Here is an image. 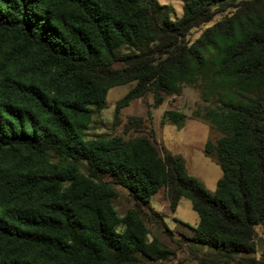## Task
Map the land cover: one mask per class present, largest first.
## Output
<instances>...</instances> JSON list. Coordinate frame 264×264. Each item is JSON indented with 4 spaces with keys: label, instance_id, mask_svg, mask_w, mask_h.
<instances>
[{
    "label": "trees",
    "instance_id": "obj_1",
    "mask_svg": "<svg viewBox=\"0 0 264 264\" xmlns=\"http://www.w3.org/2000/svg\"><path fill=\"white\" fill-rule=\"evenodd\" d=\"M229 5L230 14L187 39ZM164 6L0 0V264L165 259L170 249L147 240L141 216L161 187L172 210L181 196L195 210L190 241L226 255L255 251V226L264 229V0H183L174 19ZM129 81L114 118L147 91L159 104L183 83L200 88L207 103L195 114L220 131L204 144L221 169L213 191L147 136L85 137L92 106ZM103 175L133 199L122 216Z\"/></svg>",
    "mask_w": 264,
    "mask_h": 264
},
{
    "label": "rangeland",
    "instance_id": "obj_2",
    "mask_svg": "<svg viewBox=\"0 0 264 264\" xmlns=\"http://www.w3.org/2000/svg\"><path fill=\"white\" fill-rule=\"evenodd\" d=\"M165 5L164 11L169 18H178L182 13L183 0H157ZM238 2L240 0H230ZM234 7L229 5L216 13L209 21L192 28L186 35L193 41L207 26L218 19L227 16ZM134 81L116 85L107 90L101 107L92 106L93 112L85 130L87 139L109 138L121 136L125 139L135 136H147L159 149L160 154L170 152L180 155L186 171L196 177L201 185L213 191L221 169L213 153L204 150L207 140L215 142L220 131L212 127L208 121L195 114L207 103L203 99L200 88L196 84L183 83L179 93L165 94L159 104L153 102L149 91L132 99L120 108L117 118H114V103L124 94ZM172 109L184 113L180 124L168 120L164 112ZM56 160V157H51ZM84 170V163H80ZM102 178L111 183L117 191V196L111 203L117 215L122 216L133 207V199L128 191L111 181L109 176ZM142 221L146 227V238H157L171 251L165 259L150 260L146 264H259L264 262V229L256 225V249L251 253L223 254L207 245L196 244L187 237L191 235V226L197 221V214L186 197H179L174 210L169 206L165 190L161 187L152 197L142 204ZM171 229V232L166 230ZM122 225L117 229L121 230Z\"/></svg>",
    "mask_w": 264,
    "mask_h": 264
}]
</instances>
